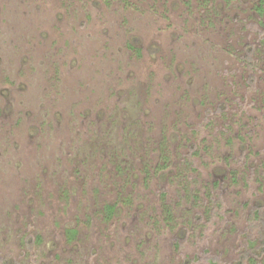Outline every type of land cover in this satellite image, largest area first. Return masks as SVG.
Here are the masks:
<instances>
[{
	"label": "rangeland",
	"instance_id": "obj_1",
	"mask_svg": "<svg viewBox=\"0 0 264 264\" xmlns=\"http://www.w3.org/2000/svg\"><path fill=\"white\" fill-rule=\"evenodd\" d=\"M0 264H264V0H0Z\"/></svg>",
	"mask_w": 264,
	"mask_h": 264
},
{
	"label": "trees",
	"instance_id": "obj_2",
	"mask_svg": "<svg viewBox=\"0 0 264 264\" xmlns=\"http://www.w3.org/2000/svg\"><path fill=\"white\" fill-rule=\"evenodd\" d=\"M109 208L112 210L114 207H112V206H109Z\"/></svg>",
	"mask_w": 264,
	"mask_h": 264
}]
</instances>
